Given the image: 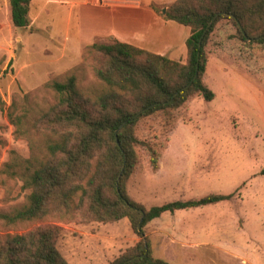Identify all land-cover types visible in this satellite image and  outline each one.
<instances>
[{"label": "rangeland", "instance_id": "374dc122", "mask_svg": "<svg viewBox=\"0 0 264 264\" xmlns=\"http://www.w3.org/2000/svg\"><path fill=\"white\" fill-rule=\"evenodd\" d=\"M176 1L32 0L30 26L17 29L9 0H0V172L11 152L33 154L30 142L17 137L21 115V129L36 146L42 144L33 124L35 113L54 102L44 87L48 82L77 69L82 89L101 88L93 60L85 57L93 44L119 37L185 63L191 31L164 17ZM142 36L143 43H135ZM233 64L209 55L205 81L215 100L195 98L174 112L169 126L162 116L139 126L141 140H157L161 160L155 172L146 150L137 148L139 164L127 186L133 200L150 209L234 195L218 205L167 213L145 227L154 257L170 264H264V84ZM30 193L21 181L0 175V211L23 205ZM47 225L61 228L57 246L70 264H112L139 242L127 219H54L14 227L0 221V238Z\"/></svg>", "mask_w": 264, "mask_h": 264}, {"label": "trees", "instance_id": "16d2710c", "mask_svg": "<svg viewBox=\"0 0 264 264\" xmlns=\"http://www.w3.org/2000/svg\"><path fill=\"white\" fill-rule=\"evenodd\" d=\"M9 2L13 26L27 29L32 0ZM164 17L191 31L185 63L118 39L96 43L85 57L93 60L101 85L97 92L80 87L77 69L48 82L44 87L54 102L35 113L33 124L42 139L39 146L20 127L26 116L17 118V137L30 142L33 154L24 158L11 152L0 175L21 181L31 193L11 212L0 211L6 226L54 219L80 218L87 224L127 219L139 242L112 264H170L154 257L145 227L167 213L234 198L212 194L148 209L131 198L127 186L139 164L138 147L146 150L155 172L160 166L157 140L138 136L141 123L162 116L160 121L169 126L174 112L195 98L215 100L205 81L209 55L232 60L235 68L256 74L264 84V0H177ZM60 233V227L47 225L0 238V264H70L57 246Z\"/></svg>", "mask_w": 264, "mask_h": 264}, {"label": "crops", "instance_id": "0c3cea01", "mask_svg": "<svg viewBox=\"0 0 264 264\" xmlns=\"http://www.w3.org/2000/svg\"><path fill=\"white\" fill-rule=\"evenodd\" d=\"M118 38V40H120L121 42H124V43H127V44H130L129 42H128V40H125V41H127V42H125V41H123L121 38H119V37H117ZM144 39V36H142V37H137L136 39H135V43H143V40ZM132 45V44H131ZM139 47V46H138ZM139 48H141V47H139ZM142 49V48H141ZM144 50V49H143ZM158 55H161V56H164V53H162V52H159V54Z\"/></svg>", "mask_w": 264, "mask_h": 264}, {"label": "water", "instance_id": "95a60500", "mask_svg": "<svg viewBox=\"0 0 264 264\" xmlns=\"http://www.w3.org/2000/svg\"><path fill=\"white\" fill-rule=\"evenodd\" d=\"M166 12V11H165Z\"/></svg>", "mask_w": 264, "mask_h": 264}]
</instances>
